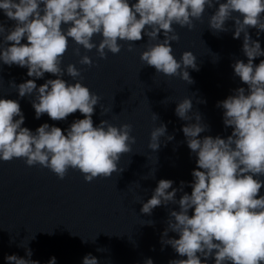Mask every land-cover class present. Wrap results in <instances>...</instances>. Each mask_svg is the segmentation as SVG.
Instances as JSON below:
<instances>
[{
  "label": "clouds",
  "instance_id": "clouds-1",
  "mask_svg": "<svg viewBox=\"0 0 264 264\" xmlns=\"http://www.w3.org/2000/svg\"><path fill=\"white\" fill-rule=\"evenodd\" d=\"M206 9H215L209 19L214 35L228 32V21H234V39L243 35L242 52L247 62L237 59L231 67L247 88L238 87L217 103L223 109L225 128L232 129L226 138H200L209 126L198 111L194 117L189 115L192 99L185 97L176 104L177 117L195 120L182 127L187 146L196 157L191 194L184 192V181L173 188L172 180L161 179L140 211L150 216L157 207L179 206V210H169L160 243L170 245L186 259H173L168 264H208L210 259L214 264H264V195L260 194L264 188V59L254 63L264 57V50L259 39L253 40L249 34L253 28L257 37L264 32V0H0V10L15 22L10 28L0 22V61L9 67L27 68V76L34 78L19 85L10 81V86L20 98L34 97L31 104L36 119L47 114L53 121H63L77 111L84 117L74 120L66 134L48 123L33 132L22 127L25 116L19 101L0 98V160L24 158L28 166L48 168L61 180L69 168L79 170L86 182L122 173L125 169L118 168L121 156L130 153L136 142L132 125L117 127L108 120L94 125L92 117L101 97L79 81L69 83L62 78L67 74L75 81L81 76L75 64L61 67L69 39L86 51L95 48L99 57L106 59L107 52L120 53L119 41L137 42L144 36L153 41L162 32L164 39L148 43L140 60L156 73L178 76L192 84L187 69L199 70L197 57L191 51H184L179 60L173 55L171 42L179 41L173 25L191 30L193 21L200 20ZM95 35L102 37L98 45L92 42ZM25 39L27 43H22ZM127 50H133L132 43ZM74 54L80 55V47ZM79 63L91 66L93 61L84 55ZM45 73L57 78L47 79L38 87L35 81ZM101 110L105 114L108 111ZM153 118L159 119L156 113ZM166 133L165 124L155 127L149 149L158 151L160 138ZM173 139L166 136V141ZM178 191L183 193L179 199ZM154 223L147 220L143 224ZM170 232L179 238L169 237ZM19 246L25 248L28 258L8 255L7 264H39L31 259L30 248ZM48 264H56L55 257ZM83 264L99 261L89 253ZM144 264H153V260L148 258Z\"/></svg>",
  "mask_w": 264,
  "mask_h": 264
}]
</instances>
